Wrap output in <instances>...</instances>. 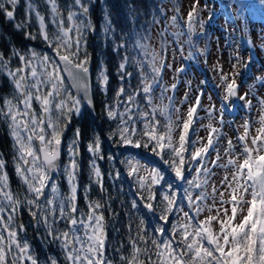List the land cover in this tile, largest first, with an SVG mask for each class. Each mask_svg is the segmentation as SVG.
Segmentation results:
<instances>
[{
	"label": "snow or ice",
	"instance_id": "1",
	"mask_svg": "<svg viewBox=\"0 0 264 264\" xmlns=\"http://www.w3.org/2000/svg\"><path fill=\"white\" fill-rule=\"evenodd\" d=\"M19 3L20 0H0V12L9 22H15ZM47 3L51 6V22L56 31L49 33L45 17L28 0L26 20L30 21L35 14L39 30L36 35L26 31L25 39L35 40L39 35L49 51L41 53L29 47L23 53L12 51L9 57L0 52V71L7 70L13 82V95L0 98V117L8 122L16 149L13 157L15 172L26 186L24 197L11 190L6 161L0 157V264H40L29 242H21L19 238L25 226L17 224L16 218L24 205L28 206L34 220L43 225L45 235L59 245L65 264H116L106 256L105 204L87 200L86 189L87 212L77 205L79 128L76 129V139L68 146L69 163L64 168L69 194L63 196L52 179V174L59 171L62 137L67 124L73 115L81 114L82 103L93 104L89 96L90 57L86 51L82 52V48H86L83 32L94 29L90 23H77L80 16L88 17L89 5L85 0H73L67 12V25L56 0H47ZM261 3L264 4V0ZM73 7L78 10L73 11ZM233 7L237 13H242V0H234ZM174 11L176 14L170 17V22L173 26H178L179 22L182 30L169 33L165 26L160 33L159 52L151 47L147 30L144 33L124 34L121 42L116 44L114 51L117 54L129 47L136 51L138 59L133 60V63L137 67L139 83L135 88L131 85L124 87V81H130L132 77V73L127 71L130 57L125 51L117 69L120 87L116 91V103L105 105L106 118L119 122L107 136L94 135L87 144L92 157L91 174L100 190L105 191L97 161L104 159L102 142L108 140L121 150L122 155L126 153L120 163L126 168L125 175L134 180L137 188L131 199V208L139 212L143 207L157 217V223L151 224L143 215L140 216L136 235L129 236L127 253L122 248L117 249L120 253L119 262L264 264V96L256 95L258 87L264 88V75L256 76L255 83L250 84L249 91L243 95L239 93L241 85L236 79L239 76L242 83L247 82L245 73L250 74L256 46L250 38H242V44L249 52L247 60L240 55L238 47L230 53V60L242 65L238 72L226 73L218 62L214 66L220 77V83L214 85L216 98L220 102L217 108L212 95L205 91L204 85L208 83L206 79L193 89L190 80L182 81L179 78L187 73L188 65L185 63L174 68L177 51L182 61L197 60L199 56L209 54L207 46L201 49L196 41L209 35L205 28L211 24L215 13L210 12L205 21L200 16V10L193 5L184 21L179 8H174ZM153 23L157 21L153 20ZM196 24H199L200 32H197ZM14 27L22 31L25 25L14 23ZM110 30L109 23L105 31ZM221 31L228 32L227 29ZM241 31L246 32L247 28L243 27ZM167 35L173 37L171 42L166 39ZM180 36L187 37V55L184 52L185 45L179 43ZM260 39L264 41V34ZM225 42L227 48H234L232 33L228 32ZM171 44L177 45L172 49L173 63L167 59ZM261 51H264V44L261 45ZM12 57L20 62L14 70L9 67ZM232 67L235 68L236 64H232ZM145 68L148 69L147 73ZM166 69L175 73V83L171 85L163 84ZM66 81H70V85L66 86ZM181 83L187 89L180 101L181 107L188 105L185 114H181V108L175 104V93ZM108 86L109 77L102 70L97 87L106 93ZM156 88L160 89L161 101L167 99V104L155 103ZM70 89H75L76 95H72ZM168 92L172 95H166ZM205 95L210 101L207 107L203 104ZM250 95L256 99L257 105H253ZM121 97L126 99L122 101ZM139 97H143L144 106L148 109L139 117L141 128L136 127L137 119L132 115L133 110L141 112ZM190 100L193 102L189 103ZM34 101L39 103V114L33 107ZM256 106L260 114L253 121L251 111ZM121 107L124 111H120ZM240 109L248 114L242 125L243 133L237 130L240 151L237 153V145L228 139L225 148L228 159L221 164L217 144L224 135L225 114ZM200 111L206 112L210 121L215 119L220 125L219 128L211 123L207 125L209 134L206 143L191 139L194 125L201 119ZM254 122L259 124L258 128L253 129ZM177 131L178 141L174 139ZM253 131L255 135H252ZM212 151L217 152L216 158L211 160L213 167L232 169L230 175L225 171L220 181L224 191H220L215 184L211 192L208 191L209 182L215 175L208 166ZM108 159L116 160V157L109 154ZM141 169L147 175H140ZM110 176L114 180L119 179L121 172L115 170ZM49 188L51 198H47ZM209 199L211 205L208 204ZM205 212L208 214L203 215ZM60 221L66 223L63 231L55 226ZM44 264L61 262L58 257L49 256Z\"/></svg>",
	"mask_w": 264,
	"mask_h": 264
},
{
	"label": "trees",
	"instance_id": "2",
	"mask_svg": "<svg viewBox=\"0 0 264 264\" xmlns=\"http://www.w3.org/2000/svg\"><path fill=\"white\" fill-rule=\"evenodd\" d=\"M33 2L38 5L39 10H41L42 13L45 12L48 15L51 12V8L46 0H33ZM56 3L67 25V12L69 7L73 5V0H56ZM85 3L89 5L88 17L85 18L80 16L77 23L80 21L90 23L91 28L94 29L83 32L84 40L86 41V48H82V52L86 51L90 57V61H92V91L95 109L94 111H89L86 108H83L79 116L73 115L71 121L65 128L66 131L64 138L68 136L75 138L76 129L79 128L81 130V136L79 137L78 142V148L82 153L77 180L78 208L86 213L87 200L100 201L105 204L104 216L107 227L106 256L107 258L115 261L116 264H120V253L117 252V249L122 248V251L127 253L129 236L136 235L137 229L140 226V216L143 215L146 221L151 224L157 223V217L156 215L149 213L143 207H141L139 212H136L131 208V199L133 198V193L137 191V188L134 180L125 175L126 168L120 163V161L124 159V155H126V153L122 155L121 150L116 147L113 142L108 140H103L102 142L104 159L97 161L102 173L103 187L105 191L102 192L100 190V187L94 182V177H92L91 174L90 161L92 160V157L88 152L87 144L94 135L100 134L102 137L107 136L110 133V130L115 129L119 122L118 120L112 121L106 118L105 105H114L116 103L115 95L117 89L120 87L117 69L125 51L130 57L127 71L132 73V77L130 81H124V87L128 88L129 85H131L135 88L139 83L137 67L133 63V60L138 59L136 51L129 47L127 50L122 49L120 54H117L114 51L116 44L121 42V37L124 34L129 32L144 33L147 30L151 37L149 41L151 46L156 43L153 38L158 36L159 41L157 48H152L159 52L161 46L160 33L164 31L166 26H164V18H166L168 8L169 6L172 8L178 7L180 11L183 0H85ZM233 3L234 0H201L198 10H200L201 18L205 21L208 20L210 12L215 13V18L220 14L223 15L229 22L232 36L237 38L240 45L244 46L241 43L242 38L248 37L246 35H242L240 30L242 25L240 23L250 17L264 19V4L261 3V0H242V4L244 5L243 11L242 13H237L236 9L233 7ZM205 4H207V7L212 8L210 12H207V14H204ZM213 4L217 5L216 10L213 9ZM27 8L28 4L26 0H20V3L16 7L14 23H23L25 27L22 31L17 30L14 27V23L9 22L4 14L0 12V52H3L5 57L11 56L12 51L15 50H19L22 53L26 52L29 47H32L37 52L41 53L49 51L48 46L42 41L39 35H37L35 40L25 39L26 31H30L36 35L39 30L35 14L32 15L30 21L26 20ZM181 19L184 21L187 20H185L182 16ZM153 20L157 21V23H153ZM47 23L48 24L46 25L49 33L55 32L56 27L52 24L51 20L47 21ZM109 23L111 24V30L106 32L105 30ZM217 28L218 26H216V20L213 19L211 24L206 25L205 28L209 35L202 36L196 41L197 46L201 49L207 46L209 54L206 57L210 55L213 51V46L216 44L214 42L216 38L213 36V33ZM172 29L173 28L167 27V31L169 33H172ZM219 29L221 34L228 35V32L221 31V29H224L222 26L219 27ZM196 30L197 32L201 31L199 24H196ZM216 34V36L219 37L220 34ZM73 35H75V33H73ZM166 39L171 42L173 37L171 35H167ZM186 39V36H184L183 40L179 38V43L185 45V55H187L188 52V47L185 44ZM175 46L177 47L176 44ZM201 57L202 55L199 56L197 60L187 62L190 65L192 63L200 66L203 62ZM19 64V60L12 57L9 67L14 70L19 66ZM102 70L105 71L109 77V86L106 93L97 87L99 75ZM145 72H148L147 68H145ZM12 95L13 82L7 75L6 70L0 71V98L11 97ZM125 99L126 97H121L122 101ZM138 100L141 106V112L136 113L135 110H133L132 115L137 119L136 127L141 128L142 123L140 122L139 117L142 116L144 111H148V109L144 106L143 97H139ZM0 104H2V100H0ZM33 104L35 109H40L39 103L34 101ZM120 111H124V108L121 107ZM63 123L64 122L61 121V125H63ZM0 139L3 141L0 143V152L4 153V156L8 159L12 156L14 157L16 155L14 140L11 136L8 122L2 117H0ZM191 139L198 140L197 134H192ZM197 146L200 145L198 144ZM109 154H113L116 157V160H109ZM115 170H120L121 176L119 179L114 180L111 178L110 173L114 174ZM13 184L19 193H21V189H24V184L21 180H14ZM86 189L87 200L85 198ZM158 214L159 208H157V215ZM21 216L25 217L24 215ZM129 225H131V231L129 230ZM32 230L28 236L34 248ZM32 252L40 260V263L45 262L46 258L49 256H56L60 260L61 258H64L63 254H60L61 256L55 254L53 248L49 250L38 249L36 252L34 248V251ZM60 262L61 264H65V261Z\"/></svg>",
	"mask_w": 264,
	"mask_h": 264
},
{
	"label": "rangeland",
	"instance_id": "3",
	"mask_svg": "<svg viewBox=\"0 0 264 264\" xmlns=\"http://www.w3.org/2000/svg\"><path fill=\"white\" fill-rule=\"evenodd\" d=\"M47 1V0H46ZM27 4H28V0H26ZM31 3L33 5L34 8L39 10L38 5L33 2V0H31ZM199 4H201V0H183L182 3V7H181V13L180 16L184 17V19H187L188 13L189 11L192 10V6L196 5L197 9H199ZM50 6V5H49ZM51 8V6H50ZM212 8L210 7H206L204 14H207V12H210ZM213 9L216 10L217 9V5L213 6ZM73 11H77L78 9L73 8ZM179 11V12H180ZM39 12L41 13V15H43L45 17V22L46 24L47 21L52 20V13L50 12L48 15L44 12L42 13L41 10H39ZM175 11L174 8H172L171 6H169L168 8V12L166 15V18H164V26L166 25L167 27L173 28L171 31L172 32H178L181 31V27H177V26H173L170 22V17L175 15ZM259 16V15H258ZM82 18V17H81ZM216 21H219L220 23L222 22V24L226 27V29H228V32L232 33L230 28L228 26L229 22L223 18L222 15L218 16V18L216 19ZM83 22V21H80ZM79 22V23H80ZM66 24V23H65ZM243 27L247 28L246 32H242V35H246L248 38L251 39L252 43L256 46L254 48L255 51V57H254V61L251 64V70H250V74L245 73V76L247 77V82L246 83H242L241 82V77L237 76V83L240 84V89H239V93L240 95H243L245 92L249 91V85L255 83V77L256 76H261L264 75V51H261V45L264 44V41H262L260 39V36L262 34H264V19L263 18H258V17H253V18H249L247 20H244L240 23ZM224 27V28H225ZM56 30V29H55ZM241 30V29H240ZM216 33L220 34V30L217 29L214 31V37L216 38V40H214V42L216 43L213 47V51L210 53V55L208 57H204L202 55V60L203 62L201 63L200 66L194 65L191 63V65L187 62V61H182L180 58V53L179 51L176 52L175 55V63H174V68H179L181 67L182 64H187L188 65V71L186 74L181 75L179 78L182 81H187L190 80L192 82V88L196 89L198 85H200V82L202 80H207V84L204 85L205 91L208 94L212 95V100L215 102V105L217 108H219V100H217L216 98V89L214 88V85L219 84L220 83V77L219 74L214 70V66L217 64V62L223 66V70L226 73H234V72H238L241 70L242 65L237 63L235 60H230V53L234 52L236 50V48H239V52L240 55L244 57L245 60H247L249 52L246 49V46L240 47L238 46V40L236 37L232 36L233 38V43H234V48L229 49L226 47V42H225V35H219V37H217ZM75 35H73V38ZM179 38H181L182 40L184 39V36H180ZM154 41L156 42L155 44H153L151 47H155L157 48L158 45V36L153 38ZM218 41V43H217ZM176 48L175 44H171V46L169 47L168 53H167V59L169 63H173V56H172V49ZM200 58V59H201ZM236 64V67L233 68L232 64ZM7 73V70H6ZM175 73L170 70V69H166L163 73V84L165 85H171L173 83H175V79H174ZM66 86L67 83H66ZM71 90V89H70ZM186 86L184 83H181L175 93L176 96V100H175V104L177 105V107L181 108V114H185L187 111V107L188 105H184L183 107L180 106V101L183 99L184 93L186 91ZM220 91L222 92L223 89L221 88ZM72 92V90H71ZM159 93H160V89L156 88L155 89V95H154V100L155 103H157V105H161V104H167L168 101L167 99H164L163 101H161L160 97H159ZM72 95H76L75 93L72 92ZM166 95H172L171 92H168ZM256 95L258 96H264V88H257V92ZM249 99H252V103L253 105H257V101L255 98H253L251 95L249 96ZM193 101H189V103H192ZM203 104L207 107L210 105V101L208 100V96L205 95L203 97ZM83 103H82V110H83ZM81 110V111H82ZM39 111L37 112L39 114ZM259 108L258 106L254 107L251 111V119L253 121H256L259 117ZM247 113L243 110L240 109L239 111L236 112H227L225 114V126L223 127V137H221L219 139V142L217 144V149L219 152V156H220V161L219 163L224 164L226 163L228 156L225 154V148L227 147V141L228 139H231L233 144L237 145L236 147V152L238 153L240 151V147L239 144L237 142V130L239 131L240 134L243 133L244 129L242 127L245 118L247 117ZM199 116L201 117V119L194 125L195 131L194 134H197V138L201 143H206L207 139H208V134H209V129L207 127V125H209L210 123L219 128L220 125L216 122L215 119L211 120L208 118L207 113L204 111H200L199 112ZM253 129L258 128L259 124L258 123H253L252 125ZM66 129L64 130L65 133ZM11 133V131H10ZM252 135H255V131L252 132ZM76 139L73 137L68 136L67 137V142L64 146L65 150H68V146L70 143H72V141ZM174 139L176 141H178L179 139V131H177L174 135ZM217 156V152L216 151H212L211 155H210V162H209V167L212 168V171L215 173V175L211 178L210 182H209V186H208V191L211 192V188L213 186V184H215V186L217 188L220 189V191H224V188H222L220 186V181L223 179L224 175H225V171H227V173L230 175L232 172L231 168H228L227 170L220 168V167H213L211 165V160H214ZM12 165L13 168L15 169V162L14 160L12 161ZM78 165L79 162H78ZM140 175H147V172L144 169H141ZM65 178L63 180H58L56 181V177L53 178V180L57 183L58 185V189L59 192L63 195V196H67L69 194V185L66 179V174L64 173ZM20 178V176H19ZM78 179V176H77ZM20 180L23 182V180L20 178ZM24 183V182H23ZM24 188L26 191V186L24 184ZM47 192L49 193L47 198H51L50 195V188L47 190ZM26 193V192H25ZM217 197L219 196V192L216 193ZM30 198V197H29ZM225 199H228L227 196H225ZM208 204H212L211 199H209ZM217 206H219L218 202H217ZM20 214H27V216L29 217V219L32 221V216L29 214L28 211V206L24 205V207L20 210ZM208 213L205 212L203 215H207ZM213 215L215 213H212ZM203 218V216L201 217ZM16 223L18 224L17 220ZM58 229H60L61 231H63L59 226H57V224L55 225ZM19 235H21V242H23L24 240H27L29 242L28 237L23 236V234L20 232ZM52 242V241H51ZM54 243V242H52ZM31 245V249L33 248L32 244L29 243ZM57 247H59V245L57 243H54ZM53 244V245H54ZM63 254V252H62ZM40 264H44L40 263Z\"/></svg>",
	"mask_w": 264,
	"mask_h": 264
},
{
	"label": "flooded vegetation",
	"instance_id": "4",
	"mask_svg": "<svg viewBox=\"0 0 264 264\" xmlns=\"http://www.w3.org/2000/svg\"><path fill=\"white\" fill-rule=\"evenodd\" d=\"M1 142H3V141L0 139V143ZM0 157L5 159V161H6V171H7L8 176H9V185H10L11 190L14 193H18L21 197H24L26 195L25 188L21 189L20 190L21 193H19L17 191V189L15 188L14 184H13L14 180L20 181L19 176L16 174L15 169L13 168V165H12L13 162L10 161L8 158H6L4 156V153H2V152H0ZM80 158H81V155H78L77 161L79 163L81 162V161H79ZM68 163H69V153H68V150H65L63 148V153H62V156H61V162L59 163V171L54 172L52 174V179L54 177H56L55 178L56 181H57V179L58 180H63L65 178V176H64V173H65L64 168H65V165H67ZM78 170H79V168H78ZM77 205H78V203H77ZM33 210H35V209H33ZM23 215L25 217L21 216L20 211H19L16 220H17L18 224L22 223L25 226V231H21V233L23 234V236L28 237L29 243H31V242H30V238H29L28 234L33 229L32 231H33L35 252L38 251V249L49 250V249L53 248V250L55 251V254H57V255L62 254L61 248L57 247L54 243H52L51 239L48 238L45 235V229H44L43 225L38 224L34 220L33 217H32V221H31L29 219V217L27 216V214H23ZM57 226H59L62 230H65L66 223L64 221H60L59 223H57ZM19 238L21 239V235H19ZM34 248H32V251H34ZM60 261H64V258H61Z\"/></svg>",
	"mask_w": 264,
	"mask_h": 264
},
{
	"label": "water",
	"instance_id": "5",
	"mask_svg": "<svg viewBox=\"0 0 264 264\" xmlns=\"http://www.w3.org/2000/svg\"><path fill=\"white\" fill-rule=\"evenodd\" d=\"M88 67H89V69H90V92H89V96H90V98L93 100V104L92 105H87L86 104V102H84L83 104H84V107H86L88 110H94L95 109V106H94V98H93V96H92V90H91V78H92V74H91V64H89L88 65ZM68 83H69V85H70V81H68ZM73 90H75V89H73ZM76 92V91H75ZM62 145H63V140H62V143H61V154H62ZM60 158H61V156H60ZM60 160V159H59ZM60 162V161H59Z\"/></svg>",
	"mask_w": 264,
	"mask_h": 264
},
{
	"label": "bare ground",
	"instance_id": "6",
	"mask_svg": "<svg viewBox=\"0 0 264 264\" xmlns=\"http://www.w3.org/2000/svg\"><path fill=\"white\" fill-rule=\"evenodd\" d=\"M221 15V14H220ZM242 43V42H241ZM89 64H91V74L93 75V70H92V61H90V63ZM92 78H91V85H92ZM91 90H92V86H91ZM73 92L76 94V92H75V90H73ZM92 96H93V91H92ZM93 98H94V96H93Z\"/></svg>",
	"mask_w": 264,
	"mask_h": 264
}]
</instances>
